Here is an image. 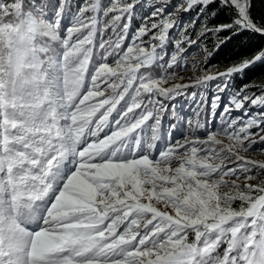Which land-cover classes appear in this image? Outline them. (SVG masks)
Here are the masks:
<instances>
[{
	"label": "snow or ice",
	"instance_id": "snow-or-ice-1",
	"mask_svg": "<svg viewBox=\"0 0 264 264\" xmlns=\"http://www.w3.org/2000/svg\"><path fill=\"white\" fill-rule=\"evenodd\" d=\"M138 3L0 0V264H264V181L252 183L264 160L241 154L264 143V112H246L264 108V87L232 91L211 126L220 93L264 63V48L169 85L184 79L175 69L195 43L185 28L164 59L177 15L197 5L199 35L216 36L217 49L244 32L264 36L252 0H150L125 48ZM221 12L229 22L209 27ZM217 80L187 121L206 135L174 139L173 123L165 139V116L181 119L166 101Z\"/></svg>",
	"mask_w": 264,
	"mask_h": 264
},
{
	"label": "rangeland",
	"instance_id": "rangeland-1",
	"mask_svg": "<svg viewBox=\"0 0 264 264\" xmlns=\"http://www.w3.org/2000/svg\"><path fill=\"white\" fill-rule=\"evenodd\" d=\"M31 3H43L45 5H51L55 2L53 0L52 3L48 2L47 0H30ZM78 5L82 2V0H74ZM105 3H108L109 0H104ZM182 0H172V4H178L181 3ZM150 3V0H139V3L137 4V10L136 14L133 17L132 20V27L129 31L128 37L125 39V45L126 48L127 45L131 42V36L132 33L135 32V30L141 25L142 20L144 17H147L150 15L152 9L151 7H148V4ZM158 6V5H157ZM199 5L195 6L192 10L188 12H181L177 15V19L179 21V28L178 29H172L170 30V39L166 46H165V52L167 55H165L164 59L165 61L169 59L171 53L174 51V41L175 39L180 38V32L184 31L185 28L187 29L186 35L190 37L192 41H195V43L188 45L185 43L183 46L186 48V52L183 54L184 58L188 61L187 64L184 63V60L180 61V66L175 69L177 74L179 76H182L184 79L182 81H169V85L173 82H183V83H190L192 80L190 78L199 77L204 74V70H208L211 72H218V71H224L228 66L221 67L217 66L213 63L212 58L214 57V53L217 49L216 45L218 43V39L216 36H213L211 33H207L204 36H200V29L202 27V24L205 21V15L201 14L199 12ZM169 11L172 9L169 8ZM49 18H51V10L49 9L48 12ZM70 19H71V12L67 15V17L63 20V25L69 26L70 25ZM209 27H212L210 23V20L208 21ZM108 34H111L110 31ZM220 38H223V34H219ZM107 39V36L104 37ZM97 39L99 40V34ZM145 40L148 39V37L144 38ZM205 49H207V53H211V55L206 56ZM192 61H196L195 68L192 66ZM230 66V65H229ZM158 73V72H157ZM243 76L242 73L236 74L230 81L228 85V89L224 92L220 93V107L217 109V119L213 120L212 122V128L215 130V127L219 123L218 117L220 112H222L225 104L229 101V96L232 91H238L242 87L238 84L237 77ZM221 81H211L208 83V86L201 87V88H190L188 89L187 94L183 96L176 97L173 101H166V103L169 105V108L173 104L177 105V112L181 119L179 121L176 120H169L168 116L166 115L164 118V128L162 130V136L166 139L167 137V127L169 124H176V129L172 132V136L174 139H183L186 132H189V135H195L198 137H204L206 135L204 130H196L195 133H191L189 131L188 124L186 123V130L183 129L182 123L186 120H193L197 118L195 115V111L197 109V104L200 101L199 93L203 92L205 93L207 104H210L211 99L213 98L215 94L216 85L220 84ZM249 91L252 93L259 94L260 88L264 87V80L261 82V84L258 85H248ZM193 92L197 93V96L195 98H191V94ZM246 112L249 114H258L260 112H264V108H258L253 107L250 104L246 105ZM244 111H234L231 113L233 117H238L244 115ZM201 121H206L208 119L207 112L202 113L199 117ZM255 131V130H253ZM159 147V144H158ZM261 149H264V143L253 145V149L248 152H242V155H245L247 158L251 159H257V160H264V151H261ZM253 174L257 175V179L252 181V183H260L261 181H264V173L258 174V170L253 169ZM241 181H243V177H241ZM234 207H239V202H236Z\"/></svg>",
	"mask_w": 264,
	"mask_h": 264
},
{
	"label": "trees",
	"instance_id": "trees-1",
	"mask_svg": "<svg viewBox=\"0 0 264 264\" xmlns=\"http://www.w3.org/2000/svg\"><path fill=\"white\" fill-rule=\"evenodd\" d=\"M52 3L53 0H47ZM73 3L78 5L74 0ZM30 0H25L26 8L31 7ZM251 14L260 26H264V0H252ZM221 22H229V15L227 12H221L216 18L210 19L212 25ZM224 36L228 33H221ZM264 48V36L255 32H244L239 39H233L230 42L226 41L219 49H216L212 61L215 65L226 67L237 63L241 56H249L255 51ZM159 72V69H155ZM243 76L237 77L238 84L243 87L245 85H258L264 80V63L252 65L242 72ZM185 129V126H183Z\"/></svg>",
	"mask_w": 264,
	"mask_h": 264
},
{
	"label": "clouds",
	"instance_id": "clouds-1",
	"mask_svg": "<svg viewBox=\"0 0 264 264\" xmlns=\"http://www.w3.org/2000/svg\"><path fill=\"white\" fill-rule=\"evenodd\" d=\"M73 94H75V93H73ZM83 127H86V125L82 126V128H83Z\"/></svg>",
	"mask_w": 264,
	"mask_h": 264
},
{
	"label": "water",
	"instance_id": "water-1",
	"mask_svg": "<svg viewBox=\"0 0 264 264\" xmlns=\"http://www.w3.org/2000/svg\"><path fill=\"white\" fill-rule=\"evenodd\" d=\"M256 33V32H255ZM257 34H259V33H257Z\"/></svg>",
	"mask_w": 264,
	"mask_h": 264
}]
</instances>
